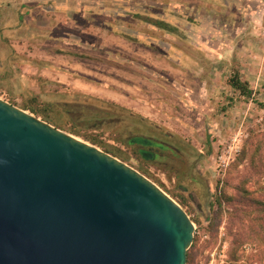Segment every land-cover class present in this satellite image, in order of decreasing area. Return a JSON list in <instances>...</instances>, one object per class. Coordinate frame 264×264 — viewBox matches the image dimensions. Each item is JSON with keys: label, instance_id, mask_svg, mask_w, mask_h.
Masks as SVG:
<instances>
[{"label": "rangeland", "instance_id": "1", "mask_svg": "<svg viewBox=\"0 0 264 264\" xmlns=\"http://www.w3.org/2000/svg\"><path fill=\"white\" fill-rule=\"evenodd\" d=\"M251 24L258 33L249 31L243 42L236 43L244 46L237 52L239 57L226 61L227 70L214 75L208 88L202 89L203 82L189 71L192 88L185 91L178 56L173 55L175 62L157 57L156 64L169 69L146 70L154 84L141 82L148 90L139 95L140 100L135 98L140 111L116 103L115 98L80 94L74 100L66 93V104L48 101L56 100L55 96L37 98L29 91H18L22 82L11 80L18 72L5 73V66L0 70V97L108 151L181 202L196 228L197 247L188 250L195 255V264H264V108L259 105L264 102V18L259 14ZM3 30L1 24L2 37ZM4 63L7 60L0 56V64ZM171 67L177 71H169ZM233 71H245L240 74L249 77L242 79L249 82L251 97L228 85ZM109 75L121 77L117 71ZM52 91L59 88H44L45 95ZM138 137L163 141L176 151L151 161L139 152L140 144L132 142ZM238 237L243 239L237 241Z\"/></svg>", "mask_w": 264, "mask_h": 264}, {"label": "water", "instance_id": "2", "mask_svg": "<svg viewBox=\"0 0 264 264\" xmlns=\"http://www.w3.org/2000/svg\"><path fill=\"white\" fill-rule=\"evenodd\" d=\"M195 229L139 170L0 97V264H187Z\"/></svg>", "mask_w": 264, "mask_h": 264}, {"label": "crops", "instance_id": "3", "mask_svg": "<svg viewBox=\"0 0 264 264\" xmlns=\"http://www.w3.org/2000/svg\"><path fill=\"white\" fill-rule=\"evenodd\" d=\"M259 14L264 18L263 0H0V56L7 60L0 70L18 72L11 78L22 82L18 91L37 98L65 104L66 93L74 100L115 98L140 111L135 98L148 90L141 82L154 84L146 70L169 69L157 57L178 56L185 91L192 88L189 71L208 88L226 61L239 57L244 46L236 43L258 33L251 23ZM113 71L121 77H111ZM52 85L59 91L45 95Z\"/></svg>", "mask_w": 264, "mask_h": 264}, {"label": "flooded vegetation", "instance_id": "4", "mask_svg": "<svg viewBox=\"0 0 264 264\" xmlns=\"http://www.w3.org/2000/svg\"><path fill=\"white\" fill-rule=\"evenodd\" d=\"M137 142L139 152L142 154L144 158L152 160H157L158 158H168L169 151L175 153V148H171V146L167 145L163 141H157L153 139L141 138L138 137L136 139H132V142ZM178 152V151H177Z\"/></svg>", "mask_w": 264, "mask_h": 264}, {"label": "trees", "instance_id": "5", "mask_svg": "<svg viewBox=\"0 0 264 264\" xmlns=\"http://www.w3.org/2000/svg\"><path fill=\"white\" fill-rule=\"evenodd\" d=\"M227 83L228 85H230L233 89L237 90L240 92L241 95L249 98L252 96L253 90L249 84L248 81L243 80L241 77V74L239 71H233V73L231 74V76L227 79ZM259 105L264 108V102H259ZM47 118L53 120V118H51V116L46 115ZM48 120V119H45ZM55 121V120H53ZM56 122V121H55ZM57 123V122H56ZM108 152V151H107ZM180 204L184 207V205L180 202ZM222 205V204H221ZM188 212V211H187ZM241 233L239 232L238 235H240ZM249 237H252V234L249 235ZM243 238L238 237L237 241H241ZM197 243H198V239L196 240L195 238V242L192 244V247L195 245V248L197 247ZM194 254H192V252L188 251V261L192 264H195V259H194ZM234 260V263L236 260H238V257L236 256L235 258H232Z\"/></svg>", "mask_w": 264, "mask_h": 264}]
</instances>
